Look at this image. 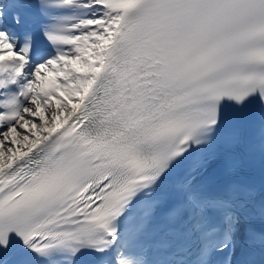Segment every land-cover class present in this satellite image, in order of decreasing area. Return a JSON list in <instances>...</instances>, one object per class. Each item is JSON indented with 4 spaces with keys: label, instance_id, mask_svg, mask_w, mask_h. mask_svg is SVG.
I'll use <instances>...</instances> for the list:
<instances>
[{
    "label": "snow or ice",
    "instance_id": "6c2138e0",
    "mask_svg": "<svg viewBox=\"0 0 264 264\" xmlns=\"http://www.w3.org/2000/svg\"><path fill=\"white\" fill-rule=\"evenodd\" d=\"M0 264H264V0H0Z\"/></svg>",
    "mask_w": 264,
    "mask_h": 264
}]
</instances>
